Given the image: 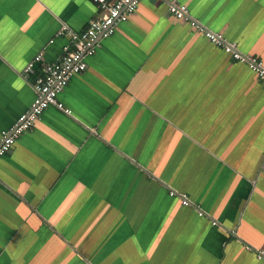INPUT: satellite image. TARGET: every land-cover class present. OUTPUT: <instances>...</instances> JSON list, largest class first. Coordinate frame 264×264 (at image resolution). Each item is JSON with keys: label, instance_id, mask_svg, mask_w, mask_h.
Listing matches in <instances>:
<instances>
[{"label": "crops", "instance_id": "crops-1", "mask_svg": "<svg viewBox=\"0 0 264 264\" xmlns=\"http://www.w3.org/2000/svg\"><path fill=\"white\" fill-rule=\"evenodd\" d=\"M177 1L264 62V0ZM100 13L0 0V138L36 98L26 65ZM58 99L71 113L49 107L0 160V264H264V82L246 64L143 0Z\"/></svg>", "mask_w": 264, "mask_h": 264}, {"label": "built area", "instance_id": "built-area-1", "mask_svg": "<svg viewBox=\"0 0 264 264\" xmlns=\"http://www.w3.org/2000/svg\"><path fill=\"white\" fill-rule=\"evenodd\" d=\"M143 0H92L100 8V15L93 19L88 27L76 33L63 26L57 33L58 37H68L70 45L64 47L60 58L54 63H46L40 53L31 60L23 70V77L31 80L36 98L31 109L23 114L18 123L10 130L2 132L0 138V160L17 141L30 131L41 115L51 106L71 113L58 99V95L67 87L74 75L87 69V59L94 56L99 41L111 37L117 27L129 20ZM168 6L169 13L178 20H184L204 34L212 43L230 54L234 61L246 64L254 71L258 79L264 82V62L252 56L244 55L235 43L229 42L221 34L215 33L193 18L186 5L177 0H161ZM101 38V39H99ZM54 41L51 40L50 43ZM171 197L180 200L186 207L194 206L190 197L170 189ZM203 216V213L200 212ZM257 258L264 261V253L257 252Z\"/></svg>", "mask_w": 264, "mask_h": 264}, {"label": "water", "instance_id": "water-1", "mask_svg": "<svg viewBox=\"0 0 264 264\" xmlns=\"http://www.w3.org/2000/svg\"><path fill=\"white\" fill-rule=\"evenodd\" d=\"M99 39H101V38H99Z\"/></svg>", "mask_w": 264, "mask_h": 264}]
</instances>
